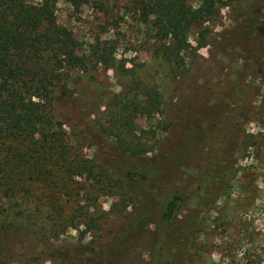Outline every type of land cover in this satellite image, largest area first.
<instances>
[{
	"label": "rangeland",
	"instance_id": "1",
	"mask_svg": "<svg viewBox=\"0 0 264 264\" xmlns=\"http://www.w3.org/2000/svg\"><path fill=\"white\" fill-rule=\"evenodd\" d=\"M224 1L210 21L189 29L190 49L173 61L166 59L168 42L155 35L151 20L138 16L137 0L51 4V24L71 33L76 54L86 64L59 72L47 113L50 131L62 135L65 160L28 168L24 186L4 204L0 264H52L43 255L53 248L105 249L141 207L144 191L128 185L131 196L122 199L115 177L111 182L99 178V167L120 175L140 164L160 190L171 194L190 190L204 157L217 158L223 149L235 151L233 177L209 208L198 210L195 245L188 248L184 264H264V33L253 26L261 22L264 32V0ZM199 3L187 0L186 7L195 9ZM200 31L206 44L196 49ZM101 52L107 66L97 63ZM143 86L159 96L160 112L151 117L130 110L134 102H143ZM124 116L129 128L121 131ZM116 140L145 149L143 158L116 153ZM241 140L262 146L241 151ZM11 145L14 153L28 146ZM81 160L92 166L91 173L75 171ZM186 196L175 222L196 209L200 194ZM143 198L157 219L160 205ZM153 232V223L146 224L120 264H146ZM171 253L164 248L162 260Z\"/></svg>",
	"mask_w": 264,
	"mask_h": 264
},
{
	"label": "trees",
	"instance_id": "2",
	"mask_svg": "<svg viewBox=\"0 0 264 264\" xmlns=\"http://www.w3.org/2000/svg\"><path fill=\"white\" fill-rule=\"evenodd\" d=\"M86 1L71 0L74 4ZM137 1L141 21L150 19L155 35L168 42L164 54L170 61L178 58L180 52L190 49L186 38L189 29L207 23L220 7L225 6L224 0H200L195 9L186 7L187 0ZM53 2L55 0H42L38 4L31 0H0V219L6 211L4 204L15 197L19 187L24 186L23 179L28 168L39 164L37 169H42L41 163L54 165L58 160H65L66 156L61 133L50 131L52 120L47 106L53 88L60 81L59 72L84 68L86 63L84 57L76 54L77 44L71 33L51 24L49 12ZM260 24L254 23L253 26L257 28ZM201 32L198 33L200 39L196 41V49L206 44L205 34ZM97 56V63L107 64L104 61L105 53ZM141 95L143 102H134L130 109L134 114L151 117L160 112V100L155 89L143 86ZM121 120V131L123 127L125 131L129 128V120L126 116ZM251 138L256 137L249 136V140ZM22 142L28 144L26 151L14 153L11 143ZM116 142L118 146L113 148L116 153L134 160L143 158L145 149L136 150L119 140ZM250 146L260 148L262 144L241 140V151ZM217 154V158L209 160L204 157V164L199 165L192 177L193 187L190 190L184 188L171 194L160 190L152 175H148L140 164L135 166V170H127L120 175L112 172V168L99 167V173L103 174L99 178L104 177L111 182L112 176L115 177L113 181L122 199L131 196L128 185L143 190L141 207H134L135 212L112 234L105 249L96 252L87 245L72 251L53 248L43 255L45 260L52 264H120V256L133 248L144 226L151 222L154 225V244L146 264H184L188 258V248L195 245L198 210L209 208L213 200L224 193L235 171L231 160L235 151L223 149ZM79 164L75 171L91 173L92 166L87 161L81 160ZM38 172L42 174V171ZM95 181L101 182L97 177ZM195 193L200 194L196 209H191L175 222L186 195ZM143 197H149L153 203L160 205L161 212L157 219H153L149 204L145 202L147 199ZM16 215H21V212ZM92 226H95L94 222ZM0 237L5 238V233ZM85 248L89 255H85ZM164 248L172 249L171 257L166 262L162 260Z\"/></svg>",
	"mask_w": 264,
	"mask_h": 264
},
{
	"label": "flooded vegetation",
	"instance_id": "3",
	"mask_svg": "<svg viewBox=\"0 0 264 264\" xmlns=\"http://www.w3.org/2000/svg\"><path fill=\"white\" fill-rule=\"evenodd\" d=\"M257 28H258L260 35H262L264 32L261 29H259V27H257ZM257 28L255 27V29H257Z\"/></svg>",
	"mask_w": 264,
	"mask_h": 264
}]
</instances>
